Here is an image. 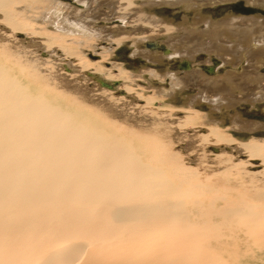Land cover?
Here are the masks:
<instances>
[{"label":"bare ground","instance_id":"6f19581e","mask_svg":"<svg viewBox=\"0 0 264 264\" xmlns=\"http://www.w3.org/2000/svg\"><path fill=\"white\" fill-rule=\"evenodd\" d=\"M67 1L0 0V264H230L233 257L264 264V132L257 130L264 125L236 107L264 99V19L214 22L202 13L203 5L231 0ZM155 5L194 10L193 20L168 21L151 13ZM156 35L167 47L146 51L142 43ZM127 39L133 57L181 60L189 69L159 74L166 85L142 84L143 72H158L106 63ZM59 50L79 59L68 62L72 70H63ZM201 51L231 66L216 88L215 78L200 81L203 72L192 66ZM81 80L104 101L119 84L125 93L117 99H143L141 124L124 128L108 120L109 109L91 112L83 100L107 105L91 100L85 83L79 92ZM156 95L169 103L179 95L184 108L156 113ZM204 109L208 126L189 125ZM238 130L252 136L240 140ZM198 134L196 148L205 144L202 157L218 167L205 177L184 161ZM225 181L253 186L243 198L220 196Z\"/></svg>","mask_w":264,"mask_h":264},{"label":"rangeland","instance_id":"374dc122","mask_svg":"<svg viewBox=\"0 0 264 264\" xmlns=\"http://www.w3.org/2000/svg\"><path fill=\"white\" fill-rule=\"evenodd\" d=\"M64 1L67 4L70 3L67 0H64ZM145 1H147V0H145ZM107 8H104V10H106ZM181 8L182 7L155 5L154 7L151 8L152 12L151 11L150 12L151 13H160V16L162 18H164L168 21H170V19H171L173 22H177V23L183 22L184 17L188 16L187 21L192 22L195 11L194 10H187V9H183V8L181 9ZM201 9H202V13L205 15V18L208 19L210 17L213 19L214 22L221 20L222 18L225 19L226 17H231V16H239V17H244V18H247V17L258 18L261 20L264 19V14H263L264 3H262L258 0H231V1H223V2L220 1V2H216V4L203 5L201 7ZM149 10H150V8H149ZM247 10H250V13L245 14V12ZM64 13L72 14V11H70L69 9H64ZM261 14H263V15H261ZM185 21H186V18H185ZM110 25H113V24L110 23ZM203 26L198 30L199 32L202 30ZM22 36H23L22 39L25 38L24 35H22ZM17 38L20 39L21 35H17ZM162 38H163L162 35L161 36L156 35L154 39L144 40V42L142 43V46H143V48H145L146 51H151L152 53H155L156 51L162 50V48H165L168 45V44H165L167 39L162 41ZM102 43L103 44H101L99 46V48L100 47L104 48L107 45L106 42H102ZM156 43L158 44L159 49L155 46ZM134 46L135 45H134V42L132 39H127L126 41H124V44H122V46H120V48L117 49L115 53H113L112 59H109V61L106 62L108 64V66L109 65L113 66V63L117 62L118 64H123V66H125L128 70H130L134 73H137V74L140 73V71L143 69H146V68L152 69L154 72L155 71L158 72V74L155 77L150 76V74L145 71V72H143V73H145L144 79H142L140 77L139 80H141L142 84H144V83L148 84V81L151 80V81H153L155 88L157 85H160L161 83H164V85L167 84L166 82H163L159 79V74L161 75L163 73H166L167 71H169V72H171V71H184V69L185 70L189 69V64L184 66L185 68L184 67L181 68V66H180L181 60L166 59L164 62L153 63V62H150L146 58H143L141 56L140 57H133L132 53L135 50ZM85 53H87V54L91 53L92 55L98 56V54H96L94 52L92 53V51L89 48H85ZM59 54L61 55V58H59V59H63V70H65V71L72 70L71 67L68 66V62L78 63V61H79V59H77L76 56H74V55L71 57V59H72V61H71L70 57H68L63 50H59ZM208 54H209L208 52L201 51L199 53V56H201V58H199L198 61H196V60L193 61L192 66L201 69V71L203 72L202 78L199 79L200 81H202L204 78H209V77H210V79L215 78V79H213V82L216 83V85L214 86L216 88V86H218V84L220 86V84L225 81L224 79L229 77L227 73H229V68H231V66L227 65L224 67L222 61L219 60L218 56H216L215 54H212V55L211 54L208 55ZM92 55H90V56H92ZM207 55L208 56H214V58L216 57V59L219 60L218 61L219 65L216 67V65L214 63L209 62L208 61L209 57ZM42 56H44L45 58L48 57V55L46 56V54L42 55ZM139 59H142V61L136 62ZM99 60L100 59H98V57H95V58H93L92 61L96 62L97 65H99V62H98ZM190 61H187V63ZM181 65H182V63H181ZM57 72H58L57 74H59L61 71L59 70ZM72 72H75V71L73 70ZM115 73H117L116 70H115ZM68 80L71 81L72 79L69 78ZM114 81H116V80H109V83H113ZM219 81H220V83H219ZM83 83H85L87 85V90H91L90 93H92V95L89 93L90 96L92 97L91 100L96 99L100 103H101V101H103V102H105V105H107V107L106 106L102 107V105H95V104L93 105L92 103H88L86 100H83V103H82L83 106L84 105L88 106L87 108L91 112H95L97 110L99 111L100 108L109 109L110 112L106 113L107 117L109 118L108 120H110V121L114 120L113 122H117V123L121 124L122 126H124V128H126V127L136 128L137 125L141 124L142 119H140V118H141V116H143L144 113L141 111L140 107L146 105L143 99L139 100V99L133 98L134 97L133 94L129 95L127 98H125L123 100L117 99L116 97L121 95V92H124L122 89H118V87L120 86V84H119V86L118 85L115 86L116 89H115L114 95L111 94L110 97L105 95V101H104L103 96H102V91L95 88L94 84L90 81L88 83L84 82L83 80L79 81V84L77 87L78 88L77 90L79 92H83V91H80L81 89H83L82 88ZM263 83H264V81H263ZM200 84L201 85L205 84V82L204 83L200 82ZM167 89H168V87H167ZM198 89L195 93L198 92ZM210 94L212 95L211 92H210ZM73 96L75 98H78V99H79V97L83 98V94H81V93L80 94H73ZM156 96H157L156 100H153V104H151V105L155 106L154 111L156 113H157V110H159L160 112L162 111V113H167L168 110H169V112H172L171 110L174 111V110H179L178 108H184L183 107L184 104L182 103L183 102L182 100H184V99L181 98L179 95H176L177 99H172L174 101H170V103L166 100V98H164V96H159V95H156ZM132 99H134V100L132 101ZM205 105H207V104H205ZM236 107L239 110L240 114L245 119H247L248 121L257 122L258 125H260V124L264 125V99L262 102L257 103L255 106H252V104L250 102L241 101V104H238ZM205 111L206 110L204 109L202 112H200L199 116L196 117V119L189 125H192V127L203 126V125L208 126V123L206 122V118L204 117ZM231 111H233V110H231ZM217 113H218L217 114L218 116L219 115L220 116H222V115L226 116L227 115L228 119L230 118V116H229L230 114L228 115L226 110H219ZM120 114H122V115H120ZM174 114H175V112L173 113V115ZM181 114L182 113H180L178 116H181ZM175 116H176V114H175ZM230 123L231 122L228 121L229 126H230ZM228 124H226V125H228ZM165 125H166L165 123L162 124V126L166 127ZM164 127H162V129ZM188 129H190V128H188ZM163 130H164L165 134L168 133L167 128L163 129ZM257 130L264 132V129H261V128H259ZM238 131L240 132L239 134H240L241 138L239 136H237V138L240 140L243 139L244 141H248L250 139V137L252 136L251 132L240 131V130H238ZM238 131H235V132H238ZM187 134L188 135L185 138L190 137L189 134L192 135L193 133L190 130ZM199 134L195 135L194 137L191 136V138H189V139H192L191 141L193 142V145H194L193 146L194 152L192 151L193 154L190 155L188 160L184 159V158L183 159L186 162L185 164H188L187 165L188 167L189 166L192 167V165L195 168L199 167L202 171L201 177H205V174L206 175L211 174L210 172H208V169L211 171L212 168L214 169L215 167L216 168H218V167L209 161H208V163L205 162L208 159L207 155H204V157H202V151L206 147L205 144H204L205 147L200 145L199 149L196 148V146L198 145V142H197L198 136L201 135V134L200 135ZM179 145L180 144H177V146H176L177 150H181V151L184 150L183 152L187 151L185 149V147L183 148L181 145L180 146ZM187 152H186V154H187ZM195 162H199L198 165L195 164ZM214 170H212L211 172L213 173ZM230 175H231L230 178H227L228 180L231 178H232V180H234L237 177V175H233V176H232V174H230ZM210 176H212L211 177L212 179H214V177H216V176L213 177V175H210ZM217 176L220 177L221 174L217 175ZM200 179H198V180H200ZM237 184L236 185L235 184L229 185L228 181L227 182L225 181L224 184H222L223 188L221 189V192L218 195H220V196L221 195H229L230 197H233V198H236V197L237 198H243V195H245V191H247L246 188L253 186V185L252 186L247 185L245 183V181L238 182ZM195 195H196L195 197L199 199V201L197 199L198 203L201 201L205 202L204 195H200L199 193L198 194L195 193ZM202 199H204V200H202ZM204 205H205L204 209L207 212H209L211 209V203L208 204V205H210L209 207H208L207 203H205ZM241 245H243V244H241ZM262 252H264V251H262ZM257 258H254L255 260L249 259L250 261H246V262L251 263V264H258L256 262V260H257V261H259V264H262L263 260L259 259V257H257ZM230 264H235L234 263V257L230 261Z\"/></svg>","mask_w":264,"mask_h":264},{"label":"water","instance_id":"95a60500","mask_svg":"<svg viewBox=\"0 0 264 264\" xmlns=\"http://www.w3.org/2000/svg\"><path fill=\"white\" fill-rule=\"evenodd\" d=\"M101 84H102V86H105V87H107V88H109V87H110V85H107V84H106V83H104V82H102Z\"/></svg>","mask_w":264,"mask_h":264}]
</instances>
